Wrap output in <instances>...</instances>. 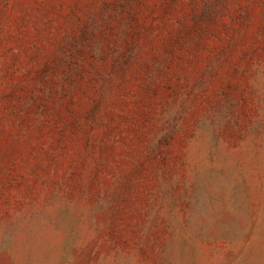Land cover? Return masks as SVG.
Instances as JSON below:
<instances>
[{
    "label": "rangeland",
    "instance_id": "obj_1",
    "mask_svg": "<svg viewBox=\"0 0 264 264\" xmlns=\"http://www.w3.org/2000/svg\"><path fill=\"white\" fill-rule=\"evenodd\" d=\"M0 264H264V0H0Z\"/></svg>",
    "mask_w": 264,
    "mask_h": 264
}]
</instances>
